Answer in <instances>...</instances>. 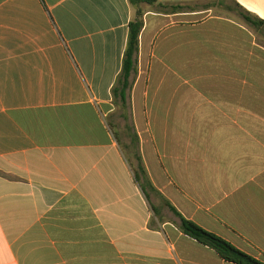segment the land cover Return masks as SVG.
<instances>
[{
	"label": "crops",
	"instance_id": "1",
	"mask_svg": "<svg viewBox=\"0 0 264 264\" xmlns=\"http://www.w3.org/2000/svg\"><path fill=\"white\" fill-rule=\"evenodd\" d=\"M140 9L123 106L129 0H0V264H234L176 212L264 263V0Z\"/></svg>",
	"mask_w": 264,
	"mask_h": 264
},
{
	"label": "trees",
	"instance_id": "2",
	"mask_svg": "<svg viewBox=\"0 0 264 264\" xmlns=\"http://www.w3.org/2000/svg\"><path fill=\"white\" fill-rule=\"evenodd\" d=\"M129 1L131 5L136 8V15L134 20L129 25V37L126 51L124 54L123 67L119 79L117 81V86L113 90L115 101L123 106H126L127 104L128 93L132 85L131 79L136 71V58L139 51V39L144 26V14L140 8L142 5L154 6L158 3L159 0ZM163 8L168 11H176L181 9L182 7L175 5H164ZM239 13L246 23L257 29L264 30V20L253 17L251 14L247 13L243 9H240ZM133 155L134 159L136 160V165H133L135 179L137 183L141 186L143 191L145 193H148V190L153 189V185L149 180L147 171L144 167V164L138 151H135ZM176 215L179 218V228L184 234L193 238L198 243L212 248L225 261L234 264H264L263 262L253 258L252 256L240 251L231 243L225 241L221 237L210 233L195 224L194 222L185 219L178 212H176Z\"/></svg>",
	"mask_w": 264,
	"mask_h": 264
},
{
	"label": "rangeland",
	"instance_id": "3",
	"mask_svg": "<svg viewBox=\"0 0 264 264\" xmlns=\"http://www.w3.org/2000/svg\"><path fill=\"white\" fill-rule=\"evenodd\" d=\"M122 110L120 108H117V111L113 118L111 119V123L113 124V127L115 129V133L117 136L122 140L124 145H129L130 143V136L127 135L126 132V126H130V121H126L121 117ZM130 135V132L128 133Z\"/></svg>",
	"mask_w": 264,
	"mask_h": 264
}]
</instances>
